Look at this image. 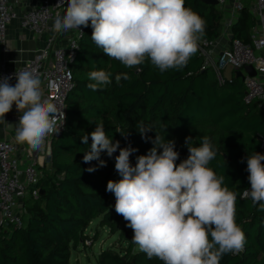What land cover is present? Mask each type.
<instances>
[{
    "label": "trees",
    "instance_id": "16d2710c",
    "mask_svg": "<svg viewBox=\"0 0 264 264\" xmlns=\"http://www.w3.org/2000/svg\"><path fill=\"white\" fill-rule=\"evenodd\" d=\"M185 7L205 21L201 38L213 40L218 36L222 13L217 5L185 0ZM250 16L244 8L231 25L233 37L246 43L254 25L253 15L248 21ZM82 32L68 63L71 87L65 98V121L51 141L38 180L43 193L27 200L22 226L0 230V264H70L72 248L79 244L85 247V240L90 238L85 229L93 219L100 217L99 225L107 226L110 232L116 230L117 219L112 217L106 191L107 182L117 173L115 161L102 152L100 159L106 166L100 167L96 160L84 163L91 137L88 144L80 139L94 131L96 123H103L113 142L138 150L130 156L134 165L136 156L153 147L151 140L146 142L137 131L139 122L154 128L147 133L152 139L157 132L165 140L175 141L177 164L189 155L187 137H191L189 146H199L205 136L210 138L216 156L209 167L237 194L236 223L246 237L243 251L223 255L220 264H264V210L250 199H241L243 191L250 189L248 155L264 154L259 140L264 119L255 102L242 101V79L232 73L218 82L210 67H202L198 50L179 70L161 73L147 59L126 68L94 44L90 21ZM97 69L110 71L112 83L93 91L87 87L91 82L88 73ZM118 73H127L130 79L117 84ZM89 167L97 170L89 173ZM132 244L119 252L112 246L100 249L96 264H163L158 258L133 252Z\"/></svg>",
    "mask_w": 264,
    "mask_h": 264
},
{
    "label": "clouds",
    "instance_id": "9594fccd",
    "mask_svg": "<svg viewBox=\"0 0 264 264\" xmlns=\"http://www.w3.org/2000/svg\"><path fill=\"white\" fill-rule=\"evenodd\" d=\"M55 6L63 12L55 13L53 31L80 29L90 21L94 44L126 68L147 59L161 73L182 69L197 52L205 31V21L185 7V0H58ZM42 15H48V8ZM112 75L104 69L92 70L87 87L99 90L112 83ZM14 77L15 85L10 83L11 76L0 77V123H7L5 115L15 105L20 113L15 142L43 150L46 138L59 133L65 113L44 96L35 68L16 70ZM122 79L130 77L127 73L115 75L117 84ZM153 129L138 123L137 131L153 147L136 156L134 165L130 156L138 150L113 142L103 123H96L95 130L80 139L88 144L91 137L84 163L96 160L100 167L106 166L101 153L111 158L119 149L115 170L120 179L109 180L106 191L115 197V212L132 229L136 250L163 264H220L223 255L239 254L246 237L236 223L237 194L209 167L216 156L210 138L205 136L199 146H189L191 137H187L189 155L177 164L175 141L165 140L157 132L152 139L147 133ZM247 172L250 189L243 191L241 199H250L264 210V154L248 155Z\"/></svg>",
    "mask_w": 264,
    "mask_h": 264
},
{
    "label": "built area",
    "instance_id": "2783aa9c",
    "mask_svg": "<svg viewBox=\"0 0 264 264\" xmlns=\"http://www.w3.org/2000/svg\"><path fill=\"white\" fill-rule=\"evenodd\" d=\"M215 1L216 5L224 10L219 33L228 38V44L220 48L215 39L201 38L198 42V53L202 57V67H210L218 82L230 77L224 75L226 68L232 73L240 70L243 74L242 101L255 102L264 119V0H247L250 1L255 19L248 43L234 38L230 32L231 25L245 8L243 1ZM17 2L18 0H0V39H4L7 25L18 18L20 27L43 40L44 45L37 49L31 58L16 67H8L4 62H0V77L11 76L10 83L15 85L16 70L35 68L42 81L44 96L57 103L65 113V98L71 87V69L68 63L77 49V39L84 26L80 29L73 28L72 33L64 34L60 38L61 33L53 31L52 28L55 13L63 12V8L55 6L58 0H40L19 15L16 12ZM47 8L48 15L43 16L42 13ZM60 39L64 40L61 44ZM1 50L6 51V48L1 45ZM246 65L254 68L255 75H249L245 71ZM12 110L13 118L19 123L20 113L16 111L15 105ZM57 135L52 134L46 138L43 150H32L27 145L17 144L14 136L0 139V230L20 227L24 224L26 202L39 194L38 180L41 176V168L49 156L51 141ZM259 140L263 148L264 126L259 134ZM118 154L119 149L111 159L115 161V156Z\"/></svg>",
    "mask_w": 264,
    "mask_h": 264
},
{
    "label": "crops",
    "instance_id": "0c3cea01",
    "mask_svg": "<svg viewBox=\"0 0 264 264\" xmlns=\"http://www.w3.org/2000/svg\"><path fill=\"white\" fill-rule=\"evenodd\" d=\"M40 0H18L16 4V12L19 15L30 5L38 3ZM218 47H225L228 44V38L222 34H218L215 38ZM60 39V44L63 43ZM1 45L6 51L1 50ZM44 45L43 40L36 38L29 30L20 27L19 19L12 20L6 28L5 37L0 39V62H4L8 67H16L25 60L31 58L35 51ZM226 72V73H225ZM232 71L226 68L225 76H230ZM13 110L5 115L7 123H0V139H9L15 137L14 127L18 121L13 118Z\"/></svg>",
    "mask_w": 264,
    "mask_h": 264
},
{
    "label": "rangeland",
    "instance_id": "374dc122",
    "mask_svg": "<svg viewBox=\"0 0 264 264\" xmlns=\"http://www.w3.org/2000/svg\"><path fill=\"white\" fill-rule=\"evenodd\" d=\"M242 1L244 3L245 9H247L252 16V11L250 8L251 5L249 4L250 1L247 0H242ZM219 9L221 13L224 12L223 9L221 8ZM251 16L249 17L248 21H250V19L252 18ZM254 24H255V19H254ZM253 26L250 28L249 33L253 32ZM72 32H73L72 30L63 32L61 33L60 38L64 36V34H70ZM119 179L120 177L118 173H114L111 176L110 180H119ZM108 204L110 206L112 217H115L117 219L116 230L114 232H110L107 226L99 225L100 217L93 219L85 229V234H87L88 237L90 238H87L85 240V247H82V245L79 244V246H77L75 249L72 248L69 257L70 264H96L95 256L97 255L100 249L112 246L116 251L119 252L120 250L126 248L130 242L133 243L132 237L134 233L131 228L127 227V222L123 219V217L115 212L114 209L115 197L112 193L109 192H108ZM94 235L96 236L95 238ZM132 251L133 252L137 251L134 243L132 244Z\"/></svg>",
    "mask_w": 264,
    "mask_h": 264
},
{
    "label": "water",
    "instance_id": "95a60500",
    "mask_svg": "<svg viewBox=\"0 0 264 264\" xmlns=\"http://www.w3.org/2000/svg\"><path fill=\"white\" fill-rule=\"evenodd\" d=\"M203 1L204 3H209V4H213V5H216V1L215 0H201ZM245 71L249 74V75H255V70L254 68L251 66V65H246L245 66ZM234 75L236 77H239V78H243V74L240 70H235L234 71ZM39 193L42 194L43 193V190L42 189H39Z\"/></svg>",
    "mask_w": 264,
    "mask_h": 264
}]
</instances>
